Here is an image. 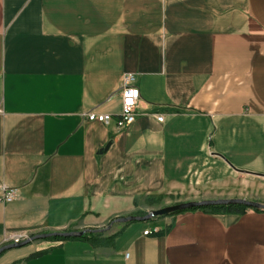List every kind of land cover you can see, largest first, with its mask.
Segmentation results:
<instances>
[{
  "label": "crops",
  "instance_id": "1",
  "mask_svg": "<svg viewBox=\"0 0 264 264\" xmlns=\"http://www.w3.org/2000/svg\"><path fill=\"white\" fill-rule=\"evenodd\" d=\"M126 73L135 121H87L119 114ZM3 189L17 196L0 203V248L178 203L264 204V0H0ZM114 228L98 247L39 240L0 264H264V211Z\"/></svg>",
  "mask_w": 264,
  "mask_h": 264
},
{
  "label": "water",
  "instance_id": "2",
  "mask_svg": "<svg viewBox=\"0 0 264 264\" xmlns=\"http://www.w3.org/2000/svg\"><path fill=\"white\" fill-rule=\"evenodd\" d=\"M109 147V143L105 146L102 151L107 150ZM101 151V152H102ZM243 206L248 209H253L257 211H264V204L247 201L244 199H216V200H202V201H190L184 203H178L170 206H165L156 210H151L143 216H128L117 218L111 221L109 225L103 230H110L114 224H129L134 222H146L153 220L159 217L169 216L175 213H181L190 211L193 209H200V208H208V207H215V206ZM100 231V230H99ZM90 232H96L91 230H82V231H71V232H54L48 234H39L32 236L25 241L19 244H9L4 247L0 248V254L6 250L16 249L28 245L29 243L39 241V240H47L50 238H62V239H76L81 238L85 234Z\"/></svg>",
  "mask_w": 264,
  "mask_h": 264
},
{
  "label": "built area",
  "instance_id": "3",
  "mask_svg": "<svg viewBox=\"0 0 264 264\" xmlns=\"http://www.w3.org/2000/svg\"><path fill=\"white\" fill-rule=\"evenodd\" d=\"M135 78L133 74L126 73L122 76L121 85L119 89V96L121 99V109L119 114L115 117L107 114H97L94 111H90L84 114L85 118L89 122H97L101 124H108L112 120L114 125L118 130L124 129L125 127L131 125L135 121V108L140 99V94L138 88L134 85ZM158 122H162V117H157ZM17 196V190L3 189L0 194V203L12 202ZM150 232L145 231L143 235L146 236ZM28 239L26 236L22 235H12L5 239V242L9 244H19Z\"/></svg>",
  "mask_w": 264,
  "mask_h": 264
},
{
  "label": "trees",
  "instance_id": "4",
  "mask_svg": "<svg viewBox=\"0 0 264 264\" xmlns=\"http://www.w3.org/2000/svg\"><path fill=\"white\" fill-rule=\"evenodd\" d=\"M161 199H162V196H152L147 199V202L153 205L154 203L159 202ZM246 210H253V209H248L246 207L236 205V206H215V207H208V208L193 209L190 211H203V212H210V213H228V212L243 213ZM253 211L260 212L257 210H253ZM175 214H178V213H175ZM142 215H145V214H142ZM125 225L126 224H124V226ZM121 231L122 229L116 232L115 234L111 235L107 239L104 238L106 230H100V231L90 232L88 234H85L81 238H76V239L50 238V239H47V241L63 242L67 240H81V241H86L95 247H98L104 244L105 241L113 240L114 238H116L121 233Z\"/></svg>",
  "mask_w": 264,
  "mask_h": 264
},
{
  "label": "rangeland",
  "instance_id": "5",
  "mask_svg": "<svg viewBox=\"0 0 264 264\" xmlns=\"http://www.w3.org/2000/svg\"><path fill=\"white\" fill-rule=\"evenodd\" d=\"M239 199H240V198H239ZM244 200H246V199H244ZM200 201H202V200H200ZM247 201H248V200H247ZM134 223H135V222H134ZM147 223H148V221H147ZM114 225H115V224H114ZM114 225H113V229H115V228H114Z\"/></svg>",
  "mask_w": 264,
  "mask_h": 264
}]
</instances>
